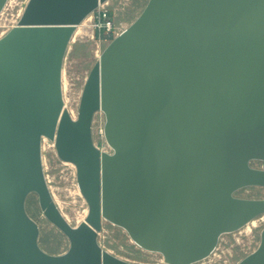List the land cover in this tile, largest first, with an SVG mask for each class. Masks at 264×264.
I'll return each mask as SVG.
<instances>
[{
  "label": "water",
  "instance_id": "water-1",
  "mask_svg": "<svg viewBox=\"0 0 264 264\" xmlns=\"http://www.w3.org/2000/svg\"><path fill=\"white\" fill-rule=\"evenodd\" d=\"M107 1L28 0L0 37V264H141L101 246L105 220L159 264H195L264 214V198L236 195L264 187L253 165L264 162V0H148L101 53L73 117L65 54ZM98 111L111 151L93 139ZM43 138L76 167L88 203L77 225L50 191ZM31 193L68 237L64 253L40 246ZM236 264H264V228Z\"/></svg>",
  "mask_w": 264,
  "mask_h": 264
},
{
  "label": "rangeland",
  "instance_id": "rangeland-1",
  "mask_svg": "<svg viewBox=\"0 0 264 264\" xmlns=\"http://www.w3.org/2000/svg\"><path fill=\"white\" fill-rule=\"evenodd\" d=\"M28 0H9L0 14V37L17 24ZM11 2V3H9ZM148 0H108L101 8L110 12L114 23V36L128 27L142 12ZM98 12L90 14L76 29L63 63V95L65 106L77 117L85 81L107 44L113 39L99 35ZM105 115L98 111L93 121L94 142L103 150L111 151L104 137ZM42 156L45 176L52 196L65 218L73 225L85 219L88 203L82 195L76 167L59 158L53 141L43 138ZM255 167L264 168V162L254 161ZM236 195L247 198H264V187L249 186ZM26 209L38 223L39 244L52 254L64 253L70 245L68 237L44 215L38 195L31 193ZM257 220L253 225V221ZM249 226L250 228H248ZM242 229L221 236L215 251L205 260L195 264H236L254 251L260 243L264 228V214L251 220ZM103 248L112 254L141 264H159L161 254L141 248L121 227L105 220L98 237Z\"/></svg>",
  "mask_w": 264,
  "mask_h": 264
},
{
  "label": "built area",
  "instance_id": "built-area-1",
  "mask_svg": "<svg viewBox=\"0 0 264 264\" xmlns=\"http://www.w3.org/2000/svg\"><path fill=\"white\" fill-rule=\"evenodd\" d=\"M103 4L98 7L96 11L98 12V28H99V35L103 36L104 38H109L110 40L114 38V23L111 18L110 12H107L106 9H101ZM95 11V12H96ZM94 12V13H95Z\"/></svg>",
  "mask_w": 264,
  "mask_h": 264
},
{
  "label": "bare ground",
  "instance_id": "bare-ground-1",
  "mask_svg": "<svg viewBox=\"0 0 264 264\" xmlns=\"http://www.w3.org/2000/svg\"><path fill=\"white\" fill-rule=\"evenodd\" d=\"M9 3H11V2H9ZM256 221H257V220H254V221H253V225L256 223ZM246 226H247V225H246ZM247 227L250 228L249 226H247Z\"/></svg>",
  "mask_w": 264,
  "mask_h": 264
}]
</instances>
